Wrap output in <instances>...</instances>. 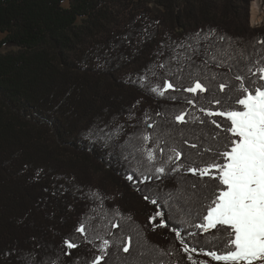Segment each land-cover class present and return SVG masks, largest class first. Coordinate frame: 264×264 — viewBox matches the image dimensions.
Listing matches in <instances>:
<instances>
[{
  "label": "trees",
  "instance_id": "1",
  "mask_svg": "<svg viewBox=\"0 0 264 264\" xmlns=\"http://www.w3.org/2000/svg\"><path fill=\"white\" fill-rule=\"evenodd\" d=\"M251 1L0 0V264H21L23 251L44 252L38 244L52 257L60 254L58 264H85L96 248L81 243L63 255L64 238L83 241L75 229L85 214L107 226L105 211L117 209L124 214L117 220L138 225L150 244L180 249L172 227L184 236L185 226L167 207L144 199L176 185L168 178L137 182L140 166L125 141L144 127L145 114L155 118L162 106H190L129 78L138 80L148 66L165 75L156 65L169 55L166 46L197 32L214 30L239 47L264 37V25L250 27ZM121 125V134L106 135ZM54 185L82 191L53 196ZM91 193L99 198H86ZM157 210L167 226L153 231L149 217ZM179 256L190 264L186 254ZM193 258L216 264L202 254Z\"/></svg>",
  "mask_w": 264,
  "mask_h": 264
},
{
  "label": "snow or ice",
  "instance_id": "2",
  "mask_svg": "<svg viewBox=\"0 0 264 264\" xmlns=\"http://www.w3.org/2000/svg\"><path fill=\"white\" fill-rule=\"evenodd\" d=\"M166 47L169 55L156 65L166 69L165 75L148 66L138 80L129 82L190 107L162 106L155 118L145 114L144 127H137L125 145L140 166L137 182L168 178L176 185L145 194L144 199L158 209L167 207L185 226L184 236L179 226L172 227L180 249L150 244L138 225L117 220L124 216L117 209L105 211L107 226L85 214L75 229L83 241L65 237L63 247L68 251L62 254L71 255L81 243H90L98 254L85 264H181L180 252L190 264H207L194 259L193 253L216 264H264V37L239 47L230 37L209 30ZM149 73L162 83L153 84ZM169 92L190 95H166ZM123 127L106 135H119ZM126 178L134 180L133 175ZM69 191L76 196L82 190L54 185L50 194L63 196ZM86 198L99 197L91 193ZM164 217L160 210L149 217L153 231L167 226ZM36 247L45 251L19 253L21 264H58L60 254L52 257L47 245ZM173 256L177 258L168 259Z\"/></svg>",
  "mask_w": 264,
  "mask_h": 264
},
{
  "label": "bare ground",
  "instance_id": "3",
  "mask_svg": "<svg viewBox=\"0 0 264 264\" xmlns=\"http://www.w3.org/2000/svg\"><path fill=\"white\" fill-rule=\"evenodd\" d=\"M263 15V8L262 5L260 3V0H256L252 3V7H251V21L254 24H257Z\"/></svg>",
  "mask_w": 264,
  "mask_h": 264
},
{
  "label": "rangeland",
  "instance_id": "4",
  "mask_svg": "<svg viewBox=\"0 0 264 264\" xmlns=\"http://www.w3.org/2000/svg\"><path fill=\"white\" fill-rule=\"evenodd\" d=\"M254 1H256V0L251 1L250 5H249V24H250V27H252V28H258V27H261L262 25H264V2H263V0H260V3H261L262 8H263V15H262L261 20L257 23L258 24L257 25V24L252 23L251 17H250L251 16V7H252V3Z\"/></svg>",
  "mask_w": 264,
  "mask_h": 264
},
{
  "label": "built area",
  "instance_id": "5",
  "mask_svg": "<svg viewBox=\"0 0 264 264\" xmlns=\"http://www.w3.org/2000/svg\"><path fill=\"white\" fill-rule=\"evenodd\" d=\"M258 25V24H257ZM252 26V25H251Z\"/></svg>",
  "mask_w": 264,
  "mask_h": 264
}]
</instances>
